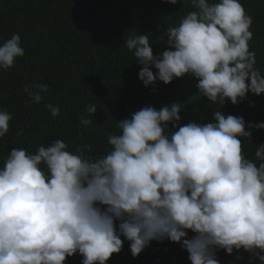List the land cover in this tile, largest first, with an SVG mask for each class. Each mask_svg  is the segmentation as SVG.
<instances>
[{
	"label": "clouds",
	"instance_id": "clouds-1",
	"mask_svg": "<svg viewBox=\"0 0 264 264\" xmlns=\"http://www.w3.org/2000/svg\"><path fill=\"white\" fill-rule=\"evenodd\" d=\"M192 3L198 11L177 26L168 23L167 47L159 53L147 34L125 39L144 86L155 90L157 82L189 75L213 103L264 95V75L248 45L253 20L240 0ZM24 55L20 35L13 34L0 44V69ZM48 87L33 83L24 92L40 103ZM46 107L53 117L60 114L58 105ZM184 107L175 101L159 110L145 106L117 120L120 132L108 136L111 148L99 157L84 154L88 145L70 151L60 139L34 154L12 148L0 167V264H65L77 253L82 264H106L125 241L135 258L164 240L180 244L191 264H220V250H243L248 264H264V143L254 161L243 154L241 139L251 141L264 122L213 110L211 122L181 125ZM85 111L83 126L97 106ZM11 120L0 110V137Z\"/></svg>",
	"mask_w": 264,
	"mask_h": 264
},
{
	"label": "trees",
	"instance_id": "trees-1",
	"mask_svg": "<svg viewBox=\"0 0 264 264\" xmlns=\"http://www.w3.org/2000/svg\"><path fill=\"white\" fill-rule=\"evenodd\" d=\"M240 2L253 20L248 45L256 55L254 67L264 75V0ZM192 11H198L192 0H177L176 5L165 0H0V44L18 33L25 49L13 67L0 69V110L12 114L8 133L0 137V167L12 148L34 154L56 139L65 141L70 151L88 145L91 150H85L86 156H103L111 148L108 136L120 132L117 120L145 106L159 110L174 101L185 105L181 125L211 122L213 110L243 117L246 123L264 122V95L249 92L242 102L223 105L219 99L213 103L198 93L197 80L189 75L169 84L157 82L155 90L138 78L141 66L123 45L125 39L147 34L157 54L167 47L162 32L168 23L177 26ZM33 83L49 86L40 103L30 102L24 92ZM47 104L58 105L60 114L53 117ZM89 104H95L97 111L90 117L92 123L83 126L80 117H88L85 109ZM241 139L243 154L255 161V149L264 143V129L253 130L252 142ZM217 258L220 264H248L250 255L243 250L232 255L220 250ZM82 259L77 253L65 264H82ZM106 264L191 262L180 244L164 240L151 242L135 258L125 241L121 252L114 253Z\"/></svg>",
	"mask_w": 264,
	"mask_h": 264
}]
</instances>
